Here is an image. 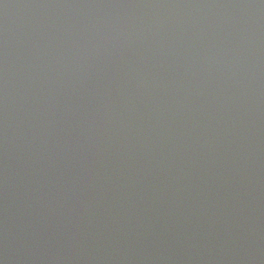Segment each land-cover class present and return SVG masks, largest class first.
<instances>
[{
  "label": "water",
  "instance_id": "obj_1",
  "mask_svg": "<svg viewBox=\"0 0 264 264\" xmlns=\"http://www.w3.org/2000/svg\"><path fill=\"white\" fill-rule=\"evenodd\" d=\"M0 264H264V0H0Z\"/></svg>",
  "mask_w": 264,
  "mask_h": 264
}]
</instances>
